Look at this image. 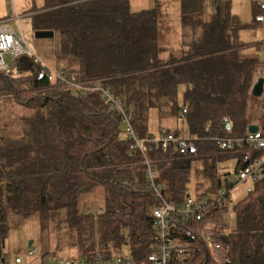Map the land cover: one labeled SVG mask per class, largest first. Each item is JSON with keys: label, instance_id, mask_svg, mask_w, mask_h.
<instances>
[{"label": "trees", "instance_id": "obj_1", "mask_svg": "<svg viewBox=\"0 0 264 264\" xmlns=\"http://www.w3.org/2000/svg\"><path fill=\"white\" fill-rule=\"evenodd\" d=\"M193 1L182 0L186 23ZM257 9L253 4L254 19ZM29 12L33 31L59 34L58 59L76 67L75 81H100L130 105L138 136L151 134V109L169 102L179 107L183 86L180 107L191 135L183 143L193 149L148 152L162 187L159 197L145 188L141 153L120 137L116 108L96 92L82 95L50 82L30 58L11 62L0 70V113L2 104L23 112L17 118L0 114V264L8 211L35 215L54 231L65 221L81 259L99 254L112 260L125 247L134 259H144L157 244L152 210L163 202L182 205L192 175L197 198L213 197L223 185L221 162L235 160L236 170L246 153L252 160L264 157V147L225 150L210 139L241 135L254 118L250 94L261 63L238 57L244 46L236 39L239 18L229 11H217L203 23L201 39L167 57L158 44V12L131 11L129 0H43ZM259 105L263 120L264 102ZM98 188L103 202L92 213L84 202ZM228 213L224 207L208 208L200 219L171 213L172 235L186 245L181 264H264V177L234 204L233 226Z\"/></svg>", "mask_w": 264, "mask_h": 264}, {"label": "built area", "instance_id": "obj_2", "mask_svg": "<svg viewBox=\"0 0 264 264\" xmlns=\"http://www.w3.org/2000/svg\"><path fill=\"white\" fill-rule=\"evenodd\" d=\"M262 11L264 20V0L262 1ZM264 53V42L262 44ZM30 58L34 63L39 64L44 70L47 79L52 83L60 84L61 86L86 95L90 92H96L101 99L108 103L113 108H116L122 117V124L126 126L127 140L130 141V149L141 153V164L145 168V188L152 190L159 197L162 196V187L156 184L157 169L148 158V152L152 149L159 148L166 151L170 147L178 149L180 152H186L189 147L183 143V140L178 135L170 131H160L158 136L153 134L144 137L138 136L130 122V105L112 94L110 89L103 85L100 81L92 82L91 84H82L74 80V74L63 63L59 62L56 66H50L44 63L41 58L29 47L22 33H17L11 25V19H0V70H5L11 62L19 58ZM262 79V88L259 96L255 97L258 101L264 102V61L257 67L252 85L257 80ZM185 109L182 110L185 113ZM223 122L229 123V118L224 117ZM257 130L254 132L248 129L241 135H224L213 136L210 139L214 143L225 150H235L240 148L258 149L264 147V119L257 123ZM235 177L223 183L218 189L215 196H203L200 198L188 196L182 205H173L163 202L152 210L157 244L155 249L149 253L144 259L136 260L129 253L120 254L112 260H104L99 254L92 256L91 259H65L58 260L48 264H181L182 258L186 251V245L180 240L173 237L169 216L171 213L187 217L190 214H195L196 219H200L202 213L208 208L224 207L229 213H232L231 195L235 188L247 182L255 183L264 177V157L251 159L249 153L242 156L239 166L235 170ZM132 189H136L135 184L131 185ZM211 234L210 232L208 235ZM211 238H209L210 240ZM213 247L218 244L213 243ZM32 254V251H29ZM22 259L16 257L14 264H22ZM47 264V263H42Z\"/></svg>", "mask_w": 264, "mask_h": 264}, {"label": "rangeland", "instance_id": "obj_3", "mask_svg": "<svg viewBox=\"0 0 264 264\" xmlns=\"http://www.w3.org/2000/svg\"><path fill=\"white\" fill-rule=\"evenodd\" d=\"M131 11H139L142 9H155L159 15V35L158 44L160 46L170 47L176 54L182 51L183 29L180 23L179 0H129ZM251 0H235L233 11L239 15L242 21L240 30L241 41L263 40L264 38V22L260 35L255 34V30L249 28L251 16ZM43 0H0V19H11V25L17 33H22L29 47L41 58V60L50 66H55L56 62H63L72 73H76V67L69 66L66 60L58 59L61 51V41L59 34H54L52 38H36L32 28L30 10L40 8ZM262 5V4H261ZM163 29H167L164 31ZM257 35V36H256ZM255 39V40H254ZM248 54L264 61V53L260 47L252 46L248 49ZM57 62V63H59ZM17 73V70H14ZM18 75V74H17ZM181 94V93H179ZM177 104L180 106L182 100L178 98ZM1 112L4 116L19 117L23 112L20 107L9 108L7 104H2ZM176 112V111H175ZM25 113V110H24ZM179 113V111H178ZM148 129L151 134L158 136L161 126L167 127L171 131L179 134L182 139H189L188 125L185 118L173 116L168 107L159 109H151L149 113ZM166 129V128H165ZM126 126L121 125L120 137L127 138ZM235 161L227 160L221 162L220 173L228 181L235 177L234 171ZM194 180L191 178L188 184V193L191 197L195 196ZM243 188L239 189L240 193H236V189L231 195V208L241 199L246 191L253 186L247 182ZM102 189H95L85 198V206L89 205L87 211L96 212L102 206ZM227 222L229 226H233L234 215L228 213ZM7 235L4 241V264H14V259L19 257L22 264H39L44 259L45 263H53L58 260L79 259L78 247L70 240L67 223L62 221L60 227L55 231L51 225L43 228L37 216H24L12 211H8L7 216ZM32 251V254H29ZM128 254L125 247L122 251Z\"/></svg>", "mask_w": 264, "mask_h": 264}, {"label": "crops", "instance_id": "obj_4", "mask_svg": "<svg viewBox=\"0 0 264 264\" xmlns=\"http://www.w3.org/2000/svg\"><path fill=\"white\" fill-rule=\"evenodd\" d=\"M194 1H195V5L190 7L189 14H188L189 19L191 20V22H187L186 23V22L183 21V17H182V14H183L182 13V3L183 2H182V0H179L180 23H181V27H182L183 33H184L183 34L184 37H183V41H182V51L183 50H187V48H189L190 45L193 42L198 41L199 39L202 38L203 33H204L203 23H206V22L210 21L214 17V15L217 13V11H220L221 16H224L225 10H227V11H229V13L231 15L236 16L237 18H239V26H238V30H237L236 39H237V42L239 44H242L244 46H242L238 50V57L241 58V59H257L258 64L263 62V57L259 59V58L255 57L254 55L248 54V49H249V47H252V46L256 45V46L260 47V49H261V51L263 53L262 44L264 42V38H263V40H255L254 39L255 41H241L240 40V30H241V26H242V21H241V18L239 17V15L233 11V5H234L235 0H194ZM262 1L263 0H251V3H250L252 18H251V20L249 22V28L252 29L253 31L255 30V34H257V35H260V33H261L262 29H263L264 20H263L262 5H261ZM253 4H257L258 8H259L256 11V13H258V17L256 19H254ZM158 17H159V15H158ZM159 22H160V20H158V35H159V30H160ZM163 30L167 31V29H163ZM232 38L234 39V35H233ZM160 47H161V49L163 51L162 54H164V57H167L170 54H173L174 56L178 55L168 46H160ZM182 51H181V53H182ZM57 62H59V60ZM57 62H56V65H57ZM69 70H71V68ZM76 72H77V70H76ZM183 90H184V87L181 86L180 89H179V93H181V94L178 93V96L176 98L177 102H178V98L183 100L182 99ZM250 95L252 96V94H250ZM252 97L254 98V100H253L254 101V103H253L254 106L252 108V115L254 116V118L248 124V126L250 124H257V123L262 121L261 120L262 111H261V109H260L261 107L259 105L261 102L258 101L254 96H252ZM164 107H168L171 110V113H172L173 116H178V117H182L183 116L185 118V115L182 112L180 106L177 109L173 108V104L171 102H169V103L161 106L159 108V110H161V108H164ZM150 111H149V113H150ZM178 111H179V113H178ZM0 114H2V112ZM185 120H186V118H185ZM148 121H149V116H148ZM227 124L229 125V123H227ZM248 126H247L246 129H248ZM160 129L162 131L163 130H170L167 127H164V126H161ZM188 131H189V129H188ZM148 132H149V129H148ZM174 133L179 136L177 131H175ZM189 136H191L190 133H189ZM190 146H192V145H190ZM235 166H236V162L234 164V171H235ZM192 178H193L194 184H195V178H194L193 175H192ZM222 180H223V183H226L228 181L227 179H225V177H223V175H222ZM244 186L245 185H241L237 189L235 188L236 189V193H240L239 189L243 188ZM194 189H195V193H196L194 197L197 198L198 190L196 188V184L194 185ZM188 196H190V195H188ZM42 263H45L44 259H42L39 262V264H42Z\"/></svg>", "mask_w": 264, "mask_h": 264}, {"label": "water", "instance_id": "obj_5", "mask_svg": "<svg viewBox=\"0 0 264 264\" xmlns=\"http://www.w3.org/2000/svg\"><path fill=\"white\" fill-rule=\"evenodd\" d=\"M34 36L36 38H52L54 36V32L51 30H35L34 31ZM262 88V79L257 80L255 84L252 85L251 88V94L254 97L259 96ZM248 130L251 132H254L257 130V125L256 124H250L248 126ZM193 146H189V150H192ZM2 262H4V259H2Z\"/></svg>", "mask_w": 264, "mask_h": 264}]
</instances>
